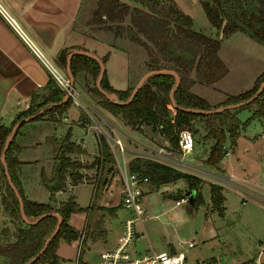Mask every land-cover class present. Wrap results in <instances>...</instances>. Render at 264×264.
<instances>
[{"label":"trees","instance_id":"16d2710c","mask_svg":"<svg viewBox=\"0 0 264 264\" xmlns=\"http://www.w3.org/2000/svg\"><path fill=\"white\" fill-rule=\"evenodd\" d=\"M210 24L215 28H220L223 19L226 23L222 28V33L237 29L248 35L258 43L264 45V0H199ZM78 12L80 23L87 25L88 33L96 39L108 42L118 50H123V43L115 44L113 39H128L144 49L141 56L142 64L147 66L145 70L168 68L179 74V84L173 91L174 100L177 106L189 107L194 109H213L221 105L233 104L251 97L259 84L264 79V70L254 80L252 87L235 96L228 97L225 101L217 105H209L204 97L190 91L194 83L200 82L210 84L221 78L225 72V64L217 55L219 40L205 36L199 31L191 28V18L185 14L175 3L174 0H96L91 9ZM68 49H61L56 59L60 68L66 65L65 55ZM105 53L101 60L105 61ZM70 71L72 77L76 78L80 72L88 73L96 79L98 73V62L88 56L74 53L70 57ZM49 76V82L42 91L30 94L28 107L18 112L9 125L0 124V151L3 147L7 134L11 126L19 119L36 112L38 109L47 106L51 102L60 101L64 96V91L58 87L54 79ZM100 81V86L107 92H114L119 100H125L129 95L128 87L116 90L109 86L105 71ZM174 83L173 75L160 73L149 76L134 93L130 102L119 105L109 101L101 95L95 85L91 90L100 98L99 106L104 110L119 114L124 124L132 129L140 131L142 125L148 126L151 132H159L165 137L166 142L173 148H177V134L182 126L191 127L193 121L201 120L204 137L212 139L204 163L208 166H216L223 153V141L226 134L230 143L234 144L237 138L239 120L235 116L236 109H223L215 113H194L185 111L181 108H169V90ZM261 92L254 99L243 105L251 108L252 117L264 114V86ZM71 103L68 97L65 102L53 105L46 111L38 114V118L46 115L54 119V114H61ZM171 105V104H170ZM242 107V106H240ZM172 109L174 114L169 110ZM251 110V109H250ZM82 123H88L89 118L83 112L80 113ZM25 123V122H24ZM23 124V123H22ZM20 124L14 131L13 137L5 151V162L7 173L22 199V208L26 217L31 220L44 212L56 211L61 216V222L57 231L46 244L43 252L31 263L60 264L57 254L59 241L68 243L76 240L79 230L68 223L72 212L86 211L75 202L73 195H69L65 200L58 202L56 206L50 202H39L29 200L22 191L18 174L16 173L19 160L14 154L17 145L14 142L15 134ZM69 129L60 140L56 152L57 165L55 174L52 177L43 178L47 190L52 194L64 186L69 178L71 184L81 182V175L73 173V169L80 167L76 161L69 158V152H82L80 147L69 139ZM100 159H95L90 165L96 163L102 166L106 159L110 163L114 162V157L109 151L106 140L99 137ZM226 150L224 151V153ZM107 166L106 170H110ZM127 169L135 172L139 177H147L148 187L157 189L162 183L175 181L183 178L189 190L195 191L192 205L199 203L201 195L199 184L201 178L169 167L165 164L154 162L147 158L131 157L127 161ZM69 171V172H67ZM66 173L69 174L66 178ZM210 202L218 211L222 212L223 205L221 186L210 183ZM95 190V188H94ZM96 192V190H95ZM95 193H93V196ZM181 194L175 199L181 198ZM91 206H88L90 208ZM0 211L3 220L0 225V256L2 264H22L40 250L44 240L54 230L56 216L53 214L42 217L36 223L27 224L20 216L18 210V200L15 193L10 189L6 174L0 162ZM83 253L81 247L77 255V263Z\"/></svg>","mask_w":264,"mask_h":264},{"label":"rangeland","instance_id":"374dc122","mask_svg":"<svg viewBox=\"0 0 264 264\" xmlns=\"http://www.w3.org/2000/svg\"><path fill=\"white\" fill-rule=\"evenodd\" d=\"M90 1L93 5L96 3V0ZM174 1L191 18V28L193 30H197L211 38L216 37L219 40L217 55H219L227 70L216 82L210 83L208 86L206 84L201 85L207 103L212 106L217 105V103L225 101L228 97L250 89L255 78L263 71L261 65L264 60V45L237 29L225 31L219 36L218 28H214L210 24L199 0ZM93 5L91 7L88 5V9H91ZM85 6L83 1V6L79 9L80 13L87 10ZM113 42L120 45L123 43L124 45L122 51L128 57V75L130 76L127 87L131 90L141 74L148 70H145L147 66L141 65V56L144 55V49L126 38L117 41L113 39ZM116 51L118 49L112 52L111 60L114 61L112 65L115 76L121 79L122 57ZM76 77L74 87L81 96L82 108L70 103L66 112L57 114L61 122L54 121V119L44 115L29 119L18 128L15 134V144L20 143L25 146L17 153L19 158L23 160L20 173L28 182V191L31 192V196L39 202L48 203L51 201L50 192L45 187L43 178H49L55 174L58 142L65 135L67 129L71 134L70 138L73 141H84L88 151L96 149L97 133L98 137L106 140L107 144L108 137L115 136L114 133H117L122 140H126L123 136L124 133L136 138L135 133L131 134L128 130L131 127L124 125L122 119L121 121L116 119L115 116L108 114L105 109L103 110L99 106L98 100L100 98L89 90L91 86L95 85L96 79L85 72L78 73ZM168 106L169 108L172 107L170 104ZM255 106L251 105V108L242 106L236 109L235 116L239 120L237 129L239 134L234 144L230 143L226 134L222 144L223 153L218 160V163L220 161V168L217 163L218 168L216 167L214 170L218 174L227 177L233 174L236 177H245L264 185V114L251 118ZM93 108L96 111L92 110ZM82 112L89 114L94 122L102 127L105 134L98 131L96 133V129L92 126L86 128V123H82L81 120L80 113ZM169 112L174 114L172 109ZM87 114L85 116L88 117ZM63 116H66L65 121L61 118ZM104 119L114 125V133H112ZM202 123L201 120L193 121L191 127L188 128L194 135V145L193 151L184 155L183 159L189 163H200L201 166L207 168L205 167L207 166L206 163L203 161L213 141L204 137ZM135 131L137 132V130ZM140 131L145 132L147 135L152 134L144 125ZM151 139L155 143L161 144L164 142L163 138L156 133L152 134ZM108 147L110 151L109 144ZM80 149L82 152L73 151L68 154L72 161L80 164V167L74 168L72 171L81 175V181L89 179L92 182L73 185L69 181H65L64 186L57 190L55 197L58 200H63L71 193L76 198L78 205L88 211V206L94 203L95 207L98 203L97 200H99L100 190L93 199L95 184L103 188L101 185H104L111 176H113L112 181L119 184L120 175L115 160L110 163L105 159L102 166L99 164L98 167L96 163L90 165L95 159H100L99 147L96 156L92 158H85V150L81 147ZM114 149L117 159L121 161L120 152L116 148ZM225 150H228L229 153L224 156ZM126 156L127 154L124 155L125 158H127ZM109 165L111 169L106 170ZM109 172L112 173L111 176H109ZM68 176L69 174L66 173V178ZM231 181H233L230 182L231 186H221L222 212L211 205L209 199L210 181L208 179L201 178L198 186L201 200L193 205L190 203L192 206L190 210L185 206L187 203L174 204V201L177 200L175 199L176 196L187 194L189 190L183 178L177 179L175 182L162 183L157 189L149 187L150 190H153L149 192H145L141 185L142 192L138 198V203L142 207L140 216L142 221L135 220L133 222L135 234L129 242L128 248L135 251L136 254L149 255L152 252L169 251L170 247L173 246L177 252L184 253V264H199V262H205L207 259L237 263L239 260L253 257L258 248V241L264 237L263 208L257 204L258 200L245 188V186H248L247 184L239 180L231 179ZM115 210L116 214H112L108 209L104 212L108 214L105 215L107 220L111 221L112 226L117 228L125 219L134 216L130 208H124L122 205H116ZM91 214L88 213V216H86L83 213L73 217L74 224L79 228L76 244L68 247L66 244L62 245L67 248L69 255L75 254L74 257H76L79 249L81 247L84 249V242L86 244L88 238V235L85 236L88 231L85 225L90 223ZM1 220L2 218H0V224ZM83 229L85 230L82 241H80ZM188 242H191L192 245L188 246ZM88 262V264H95L94 256H91ZM70 264H74V261Z\"/></svg>","mask_w":264,"mask_h":264},{"label":"crops","instance_id":"0c3cea01","mask_svg":"<svg viewBox=\"0 0 264 264\" xmlns=\"http://www.w3.org/2000/svg\"><path fill=\"white\" fill-rule=\"evenodd\" d=\"M2 1L5 4V7L9 12L10 16L17 23L20 31L22 32L23 37L26 39L27 42L24 41L20 37V35L17 34L14 31V29L7 22H5L0 16V124L9 125L18 112L28 107L30 101V94L33 92L42 91L43 87H45L49 82L50 78L48 76V71L45 70V68L41 65L40 61L35 57L29 44H32L34 48H36L39 51L43 59L47 60L49 63L54 65L59 71L61 70L64 73H66L65 68L61 69L60 66L57 65L58 60L56 59V55L61 49L67 48L68 51L72 49H79L83 51L87 50L91 53H94L99 58H101L106 53L107 58L105 59V61H103V63H104L105 76L107 77V83L109 84L110 87L116 90H122L127 88L130 79V76L128 75L127 55L122 50L116 51L117 53H120V57H122L121 60L122 64L120 68L122 77L121 79H118V77L115 76L114 68L112 65L114 61L111 60L113 55L112 52L116 48L111 47V45H109L107 42L103 40L101 41L99 39H95L93 36H91L88 33V29L86 28L87 25L85 23H80L79 20H77L79 9H81L83 6V1L86 5L85 6L86 9L88 8V5H90L89 7L93 5L92 1L90 0H2ZM261 67L262 70H264V60L262 61ZM201 85H203V83L200 82L194 83L191 86L190 91L197 95L199 94L200 96L205 98V94L202 93L203 88ZM208 85L209 84H206V86ZM67 108L68 106L66 107V109ZM66 109L62 112V114L66 112ZM92 110L96 111L94 108ZM107 113L115 116L116 119L118 120L120 119L121 121V117L119 116V114H112L108 111ZM54 115H55L54 121L61 122V119L57 117V114L55 113ZM61 118H63L64 121L66 120V116H63ZM104 121L112 130V133H114L115 130L114 125L108 120L104 119ZM93 122L94 120L92 119V123H86L85 127L87 128L92 126L94 128ZM96 125H98V127L101 130H103L99 124ZM145 127H147L149 130L148 126ZM130 129H128L129 132H131V134L135 133L136 138L131 137L124 133L123 136L126 138V140H122L117 133H114L120 138L123 146H125L124 155L127 154L126 157L128 159L134 157L136 152H143L149 148L152 149L156 145L163 144L170 146L166 142L165 137L159 132H157L156 134L159 137H162L164 140V142H162L161 144L157 142L155 143V141L151 139L152 134L154 132H151L150 130L149 132H151L152 134L147 135L143 131L137 130L136 132L134 129L132 128ZM62 138H60V140ZM69 139L73 141L70 137ZM98 139L99 137L97 133V146L96 149L93 151H88L86 149L85 147L86 144L84 141H79V142L73 141V142L85 150L86 152V154H84L85 158L86 157L92 158L96 156L95 154L97 153L99 147ZM16 145L17 148L15 149L14 154L17 156L19 160L16 173L18 174L22 191L24 192V195L27 199L36 200L34 197L31 196V192L28 191L29 190L28 182L24 179L22 173H20V167L21 164L23 163V160L19 158L17 153L25 146L20 143H17ZM225 155L226 154L224 153V156ZM187 163L192 168H195L198 171L202 170L209 174L217 173L216 175L218 176L220 175L221 177L228 179L227 183L225 184L221 182L216 183L218 186L219 185L231 186L230 182H233L231 181V179L236 181L238 180L242 181L243 183L248 185L245 186V188L249 191V193L253 197H255V193L257 192L259 186H261L257 181H251L245 177H238V176L236 177L233 174H230L229 177H227L218 174V172L214 170L217 166L214 167L207 165L205 166L207 168H204L203 166H201L202 164L200 163L199 164L189 163V162ZM218 167L220 168V161L218 163ZM111 175L112 173L109 172V176ZM195 176L199 178L200 177L203 178L202 176H198V175ZM112 178L113 176H111L110 179L106 180L104 185H101L103 186V188H100V186L98 187L95 184L96 192L94 191L95 195L93 199H95V196H97L98 191L99 190L101 191L99 194V200H97L98 203L95 205V207H94V203H92L88 211L72 212L69 216L68 223H70L72 227L79 230V228L74 224L73 217L83 213H85L86 216H88V213H92L89 219L90 223L85 225L88 230L85 236L88 235L87 236L88 238L86 244L84 242V249L79 264H88L89 263L88 260L90 259L91 256H94V260L96 264L99 254L107 249L115 247L119 238L122 235V231L124 228L123 227L124 221L119 226V228L112 226L111 221L107 220L105 216L107 213L104 212L105 210L108 209L109 212H111L112 214H116L115 206L122 205V193L120 189L121 179H120V183L116 184L114 181H112ZM205 179H208L211 182L209 178H205ZM66 181H69V178ZM175 181H171V182H175ZM84 182H92V181H90L89 179H84L83 181L78 183H84ZM142 188L145 190V192L153 191L150 190V188L147 185V182L142 184ZM56 193L57 191H55L52 194L50 193L49 195L51 200L49 202L54 206H56L58 202L62 201L56 199L55 197ZM69 195H71V193ZM74 200L76 202L75 197ZM257 204L261 205L259 201L257 202ZM79 207L82 208L81 206ZM0 218H2L3 220L1 211H0ZM100 227L102 228L98 229ZM63 244H66V246L68 247L69 245L76 244V240L70 241L69 244L63 241H59L56 252L60 258V264H70V262L72 261H74V264H78L77 263L78 252L76 254V257H74L75 254L69 255L68 251L66 250L67 248L62 246ZM169 251H176V250L173 246H171ZM133 253L136 257H144L145 255H147V254L141 255L139 253L136 254L135 251H133ZM2 260L3 259L0 256V264H2ZM37 264H41V263H37ZM43 264H47V263H43Z\"/></svg>","mask_w":264,"mask_h":264},{"label":"built area","instance_id":"2783aa9c","mask_svg":"<svg viewBox=\"0 0 264 264\" xmlns=\"http://www.w3.org/2000/svg\"><path fill=\"white\" fill-rule=\"evenodd\" d=\"M0 16L1 18L7 22L14 31L20 35V37L26 41L23 37L22 32L20 31L17 23L10 16L7 11L5 4L2 0H0ZM27 42V41H26ZM31 50L35 57L40 61L41 65L48 71V74L54 79L55 83L61 88L64 93H67V96L70 98L71 103L77 107H81L80 103V95L76 91L74 85L70 86V78L66 73L59 71L54 65L49 63L47 60L43 59L39 51L34 48L32 44H29ZM86 113V112H85ZM87 114V113H86ZM89 122L92 123V118L89 114ZM93 126L99 133L105 134L103 130H101L98 125L93 122ZM264 134V133H263ZM108 144L110 146V151L113 152L114 159L117 163V168L119 170V175L121 179V193H122V206L125 208H130L134 216L132 218L125 219L123 223V234L119 238L115 247L107 249L99 254L96 264H184L185 255L181 251H160V252H152L149 255H145L144 257H136L132 250L128 248L129 242L132 240L135 231L133 222L135 220H141L142 207H140L138 203V198L142 192L141 185L147 182V177L143 176L142 178L138 176L135 172H131L127 169V161L128 159L124 157L125 146H123L120 138L115 135L108 137ZM194 145V135L192 131L188 128H180L177 134V148H173L167 145H156L152 149H147L143 152H136L134 157H144L150 159L154 162L165 164L169 167H172L177 170L185 171L189 174H195L198 176H202L203 178H209L211 180L210 183L216 184L221 182L223 184L227 183L228 179L221 177L216 174H209L202 170L198 171L195 168H192L186 161H184L183 157L187 153L192 152ZM121 154V161H119L116 157V151ZM228 154V150L225 152ZM217 185V184H216ZM256 199L260 201V206L263 208L264 214V185L259 186L257 192L255 193ZM188 199L187 194H183L181 198L174 201L175 205H180L182 203H186ZM82 231L80 241L83 238ZM258 248L255 255L251 258L239 260L237 263H232L228 261H219L217 259H207L205 262H199V264H264V237L258 241ZM188 246H191V242L187 243Z\"/></svg>","mask_w":264,"mask_h":264},{"label":"water","instance_id":"95a60500","mask_svg":"<svg viewBox=\"0 0 264 264\" xmlns=\"http://www.w3.org/2000/svg\"><path fill=\"white\" fill-rule=\"evenodd\" d=\"M226 23V19H223L222 20V23L220 25V28L218 29V35L221 36L222 34V28L224 27ZM74 53H79V54H82V55H88L92 58H94L97 62H98V66H99V69H98V73L96 75V80H95V87L96 89L98 90V92L105 96L109 101L111 102H114V103H117L119 105H123V104H127L128 102H130L131 98L134 96V93L139 89V87L141 86V84L149 77V76H152L154 74H160V73H168L170 75H173L174 77V83L172 85V87L170 88L169 90V98H170V104L172 107L174 108H181L185 111H190V112H194V113H198V112H201V113H215L217 111H221L223 109H236L237 107H240V106H243L249 102H251L255 96H257L261 91V89L263 88L264 86V79L262 80V82L259 84V86L257 87V89L255 90L254 94L249 97L248 99L246 100H243V101H238L236 103H233V104H226V105H221V106H218L217 108H213V109H194V108H189V107H183V106H177L176 103H175V100H174V96H173V91L175 90V88L177 87V85L179 84V74H177L174 70L172 69H168V68H159V69H152V70H147L145 71L144 73L141 74V77L139 78V80L137 81V83L132 87V89L130 90L129 92V96L125 99V100H119L118 99V96L114 93V92H107L105 89H102V87L100 86V81H101V78L103 77V72H104V63L103 61L101 60V58L97 57L94 53H91L87 50H79V49H72L70 51H68L65 55V58H66V66H65V72L67 74V76L70 78V86L72 87L74 85V77H72V74H71V71H70V56ZM64 97L60 100V101H57V102H51L49 104H47V106L45 107H42L40 109H38L36 112L34 113H31L29 114L28 116L26 117H23L19 120H17L10 128V132L7 134V137L5 139V142L3 144V147L0 151V162L2 164V168H3V171L4 173L6 174V178H7V183L10 187V189H12V191L15 193V196L18 200V210L20 212V216H21V219L27 223V224H33V223H36L38 220H40L42 217L44 216H47V215H50V214H53L56 216V223H55V226H54V230L51 232V234L44 240L42 246L40 247V250L35 253L34 255H32V257H30L29 259H27L24 263L22 264H31L42 252L43 250L46 248V244L47 242L49 241L50 237H52L54 235V233L57 231V227L59 226L60 222H61V216L54 210H51L50 212H44V213H41L40 215L36 216L35 218L29 220L25 213H24V210L22 208V199H21V196H20V193L17 191L14 183L12 182L11 178H10V175L9 173H7V167H6V162H5V151L6 149L8 148L9 144H10V141L13 137V133L15 131V129L22 123L24 122H27L29 121V119H32L34 117H36L38 114L46 111L47 109H49L50 107H52L53 105H57V104H61L63 102L66 101V99L68 98L67 96V93L63 95ZM187 195H188V199H187V204L185 205L186 208L188 210H190L192 208L191 204H192V199L194 198L195 196V191L194 190H188L187 191ZM191 203V204H190Z\"/></svg>","mask_w":264,"mask_h":264}]
</instances>
